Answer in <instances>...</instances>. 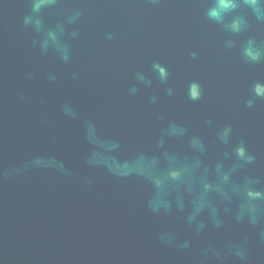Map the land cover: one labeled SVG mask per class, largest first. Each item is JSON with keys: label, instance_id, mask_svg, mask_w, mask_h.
<instances>
[{"label": "water", "instance_id": "95a60500", "mask_svg": "<svg viewBox=\"0 0 264 264\" xmlns=\"http://www.w3.org/2000/svg\"><path fill=\"white\" fill-rule=\"evenodd\" d=\"M33 2L0 0V264H264V3Z\"/></svg>", "mask_w": 264, "mask_h": 264}, {"label": "clouds", "instance_id": "9594fccd", "mask_svg": "<svg viewBox=\"0 0 264 264\" xmlns=\"http://www.w3.org/2000/svg\"><path fill=\"white\" fill-rule=\"evenodd\" d=\"M55 3V0H34L33 2V11H39L40 8L45 5V4H52ZM244 5L250 6L253 9L256 7H259L260 4L264 3V0H243ZM241 7L240 2L238 0H215V4L213 7H211L207 15L210 19H213L219 23H222L224 21L225 15L229 13H233L237 8ZM80 13L77 12L76 16H79ZM257 19H261V17L257 16ZM26 23L28 22L27 19L25 21ZM245 24V21L243 17L240 16H234L231 19V22L226 25V27L231 31V32H239L241 31L242 25ZM77 33L73 32L72 36L75 38ZM108 39H111L112 36L109 33L107 36ZM43 50H47L45 46H42ZM59 56L60 59L68 63L71 60V57L69 55V50L67 46L60 47L58 48ZM243 54L245 57H247L251 62H258L262 58H264V53H262L259 49H254V42L249 40L247 46L243 50ZM153 68L159 73L160 77L162 79L166 78L167 76V71L164 67L156 64L153 65ZM52 79H55L53 76ZM136 80L141 83H147L145 76L142 73H137L136 74ZM198 85H191L189 89V98L196 100L199 99V94L194 91L195 88H197ZM137 92V87L133 85L130 88V93L135 94ZM168 93L171 94L172 90L168 89ZM256 99H264V86L257 85L254 90H253V96L247 101V105L249 108L253 107V105L256 102ZM156 98L153 97L152 101L155 102ZM65 112L66 114L69 115H75V113L71 110L70 107L65 106ZM208 123H211V121H208ZM231 133V128H225L222 132V138L227 142V137ZM235 156L238 160V162L241 165H247V164H252L256 160V156L246 149L243 143L236 147L235 149ZM227 179V177H225ZM246 195L249 199L251 200H264V191L260 190H251L249 189L246 192ZM260 235H264V232H261ZM161 241H165L166 237L164 235H161L160 237ZM234 255L236 258H238L239 261L243 262L246 260V256L244 253V250L242 248H236L234 250Z\"/></svg>", "mask_w": 264, "mask_h": 264}]
</instances>
